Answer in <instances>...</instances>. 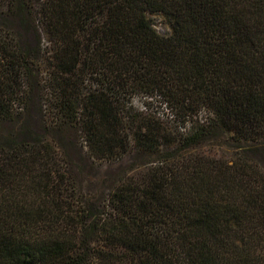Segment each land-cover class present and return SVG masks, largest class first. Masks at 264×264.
Here are the masks:
<instances>
[{
	"label": "trees",
	"instance_id": "1",
	"mask_svg": "<svg viewBox=\"0 0 264 264\" xmlns=\"http://www.w3.org/2000/svg\"><path fill=\"white\" fill-rule=\"evenodd\" d=\"M0 264H264V0H0Z\"/></svg>",
	"mask_w": 264,
	"mask_h": 264
},
{
	"label": "rangeland",
	"instance_id": "2",
	"mask_svg": "<svg viewBox=\"0 0 264 264\" xmlns=\"http://www.w3.org/2000/svg\"><path fill=\"white\" fill-rule=\"evenodd\" d=\"M152 24L154 28L162 34L169 33L171 28L168 25L167 21L159 14H153L150 16ZM37 23V22H36ZM42 27L39 28L40 31V49L41 52L45 50L46 40L43 36ZM30 38V37H28ZM42 66V64H41ZM44 68L41 69V75L44 77ZM132 107L137 111L148 113L151 115L156 116L162 121H166L171 124H176V120H174V113L171 107L166 104L158 95H154L152 97H148L142 94H135L131 98ZM37 122L35 118L32 122L33 125ZM78 147L81 149V146L78 144ZM206 148L208 146H205ZM83 150L84 147H82ZM81 149V150H82ZM142 162H145V157L140 154L137 150L131 149L123 153L119 158H113L109 160H94V161H87L85 165V171L87 172V177L85 180V185L87 191L92 193H98L101 190V186L103 185L104 181L113 179L117 172L123 171L121 169H129L135 168L137 166H141Z\"/></svg>",
	"mask_w": 264,
	"mask_h": 264
}]
</instances>
